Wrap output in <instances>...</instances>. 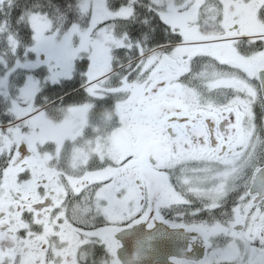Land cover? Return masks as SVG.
Masks as SVG:
<instances>
[{"label": "snow or ice", "instance_id": "1", "mask_svg": "<svg viewBox=\"0 0 264 264\" xmlns=\"http://www.w3.org/2000/svg\"><path fill=\"white\" fill-rule=\"evenodd\" d=\"M0 264H264V0H0Z\"/></svg>", "mask_w": 264, "mask_h": 264}, {"label": "flooded vegetation", "instance_id": "2", "mask_svg": "<svg viewBox=\"0 0 264 264\" xmlns=\"http://www.w3.org/2000/svg\"><path fill=\"white\" fill-rule=\"evenodd\" d=\"M199 254V253H198Z\"/></svg>", "mask_w": 264, "mask_h": 264}]
</instances>
